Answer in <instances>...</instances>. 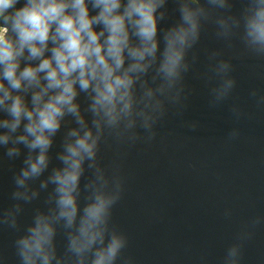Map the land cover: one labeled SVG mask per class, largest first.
I'll return each mask as SVG.
<instances>
[{
  "label": "clouds",
  "instance_id": "1",
  "mask_svg": "<svg viewBox=\"0 0 264 264\" xmlns=\"http://www.w3.org/2000/svg\"><path fill=\"white\" fill-rule=\"evenodd\" d=\"M208 32L223 45L207 52L202 74L216 109L237 87L233 60H264V0H0V148L9 160L23 156L0 228L17 234L18 264H136L113 222L126 188L119 150L153 142L170 114L183 117L193 91L186 77ZM249 97L264 108V89ZM229 112L233 121L246 115L239 103ZM240 135L234 126L226 138ZM105 146H115L108 163ZM261 227L264 213L244 222L222 264H242Z\"/></svg>",
  "mask_w": 264,
  "mask_h": 264
},
{
  "label": "water",
  "instance_id": "2",
  "mask_svg": "<svg viewBox=\"0 0 264 264\" xmlns=\"http://www.w3.org/2000/svg\"><path fill=\"white\" fill-rule=\"evenodd\" d=\"M197 47L200 59L186 77L193 91L183 117L170 114L158 124L153 142L119 150L126 188L113 222L128 234L125 255L136 264H222L240 226L264 213V108L249 97L252 88L264 89V60L234 59L237 87L229 100L211 109L202 74L208 67L207 52L223 45L208 32ZM232 103L245 109L239 121L230 118ZM183 120H198L201 126L191 131ZM234 126L241 135L229 142L227 133ZM60 141L58 134L53 152L59 150ZM5 151L0 148V208L12 203V178L23 160V156L9 160ZM102 155L105 163L112 161L115 146L102 148ZM44 195L25 207L22 223L30 222ZM225 209L232 210L230 218L225 217ZM16 235L0 228V264H18ZM57 244L63 251L62 231ZM242 264H264V227L246 242Z\"/></svg>",
  "mask_w": 264,
  "mask_h": 264
}]
</instances>
